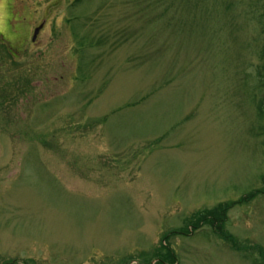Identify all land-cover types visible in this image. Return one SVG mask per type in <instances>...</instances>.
Returning <instances> with one entry per match:
<instances>
[{
    "label": "rangeland",
    "instance_id": "374dc122",
    "mask_svg": "<svg viewBox=\"0 0 264 264\" xmlns=\"http://www.w3.org/2000/svg\"><path fill=\"white\" fill-rule=\"evenodd\" d=\"M17 13L0 264H264V0H0V28Z\"/></svg>",
    "mask_w": 264,
    "mask_h": 264
},
{
    "label": "flooded vegetation",
    "instance_id": "af4514ba",
    "mask_svg": "<svg viewBox=\"0 0 264 264\" xmlns=\"http://www.w3.org/2000/svg\"><path fill=\"white\" fill-rule=\"evenodd\" d=\"M15 7H10L9 8V11L11 12L12 16H15ZM19 16V13L16 14V19H14V17L11 18V20H9V23H8V27L6 28H0V50H2V47H6V49L10 52H12L13 54V58L16 59L17 58V55H19V53H21V49H25L26 51V46H28L27 43L23 44V43H20L19 40H14L12 41L14 38L12 39H9L8 35L9 34H12V33H16L17 31H20V29H18L17 26H14L13 23H20L19 19L17 18ZM24 23H28V25H30L29 23V19L27 18H24ZM35 30L36 28L33 29V35L31 37V43L33 45H36L37 43V40L36 38H34V35H35ZM15 51H18L19 53H15Z\"/></svg>",
    "mask_w": 264,
    "mask_h": 264
},
{
    "label": "water",
    "instance_id": "95a60500",
    "mask_svg": "<svg viewBox=\"0 0 264 264\" xmlns=\"http://www.w3.org/2000/svg\"><path fill=\"white\" fill-rule=\"evenodd\" d=\"M37 33H39V31Z\"/></svg>",
    "mask_w": 264,
    "mask_h": 264
}]
</instances>
